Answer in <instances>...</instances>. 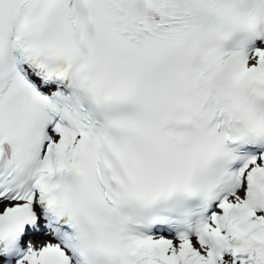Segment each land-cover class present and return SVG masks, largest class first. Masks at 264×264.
<instances>
[{
    "label": "snow or ice",
    "instance_id": "obj_1",
    "mask_svg": "<svg viewBox=\"0 0 264 264\" xmlns=\"http://www.w3.org/2000/svg\"><path fill=\"white\" fill-rule=\"evenodd\" d=\"M0 264H264V0H0Z\"/></svg>",
    "mask_w": 264,
    "mask_h": 264
}]
</instances>
